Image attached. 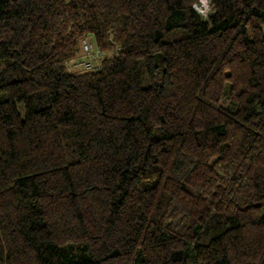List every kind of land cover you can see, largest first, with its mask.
Segmentation results:
<instances>
[{"label":"trees","instance_id":"16d2710c","mask_svg":"<svg viewBox=\"0 0 264 264\" xmlns=\"http://www.w3.org/2000/svg\"><path fill=\"white\" fill-rule=\"evenodd\" d=\"M196 2L0 0V264H264V0Z\"/></svg>","mask_w":264,"mask_h":264},{"label":"rangeland","instance_id":"374dc122","mask_svg":"<svg viewBox=\"0 0 264 264\" xmlns=\"http://www.w3.org/2000/svg\"><path fill=\"white\" fill-rule=\"evenodd\" d=\"M203 1L205 3H203ZM211 0H197V2L195 3L194 7L195 9L201 13L203 16H206V14L208 13V10L211 7L210 4ZM83 41H89L94 48L95 51V56L93 57V54L91 53H85V51L82 49L83 48ZM80 46H81V52L79 56H76L72 59H69L66 62V70L70 71V72H81L82 71H94L98 68V64H101L102 60L104 58H106L108 55L111 54V49H102L99 46H97L95 44V42L92 40L90 35H84L82 36L81 40H80ZM117 47L112 48L113 50H115ZM97 57V58H96ZM92 60L91 64L92 66H97L95 69H88L84 64H83V60ZM82 62V63H81Z\"/></svg>","mask_w":264,"mask_h":264},{"label":"built area","instance_id":"2783aa9c","mask_svg":"<svg viewBox=\"0 0 264 264\" xmlns=\"http://www.w3.org/2000/svg\"><path fill=\"white\" fill-rule=\"evenodd\" d=\"M203 3H205V2L203 1ZM82 49L85 51V53H91V54H93V57L95 56V51H94L93 45L89 41H83V48ZM82 62L88 69H93V68L95 69L97 67V66H92V64H91L92 60L85 59Z\"/></svg>","mask_w":264,"mask_h":264}]
</instances>
